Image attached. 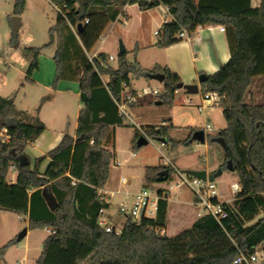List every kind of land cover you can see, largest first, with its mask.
I'll list each match as a JSON object with an SVG mask.
<instances>
[{
	"label": "trees",
	"instance_id": "trees-1",
	"mask_svg": "<svg viewBox=\"0 0 264 264\" xmlns=\"http://www.w3.org/2000/svg\"><path fill=\"white\" fill-rule=\"evenodd\" d=\"M47 1L57 8L55 21L48 30L47 44L25 49L31 61L24 78L30 81L38 70L41 51L55 45L52 88L61 81L78 83L81 108L75 134L65 129L58 145L35 159L31 168L24 149L45 126L36 116L17 110L13 98L0 97V135H4L0 140V211L28 216L29 230L46 227L53 231L43 241L36 264H231L239 251L264 249V97L251 92L261 79L259 88H264V0H258L257 8H252L251 0ZM127 5H136L139 11L167 8L172 21L162 24L156 34V47L161 49L178 42L183 29L187 33L205 26L225 29L229 60L200 83L202 94L220 96L225 128L216 137L225 142V161L231 162L239 186L232 200L222 204L227 217L220 224L205 215L173 237L161 234L167 221V197L162 190L157 191L154 217L143 218L138 224L127 218L119 234L106 233L97 224L99 211L108 208L98 194L109 179L113 159L107 147L114 146L115 128L131 127L116 105L124 88L132 77L149 79L151 73L163 74L157 101L170 107L181 83L167 68L147 72L136 62H128L127 52L118 53L115 68L104 53L89 62L86 52ZM24 7L25 0H13V15L19 17ZM16 36L12 33L11 44ZM102 77H107L106 83ZM144 128L150 139L181 143L169 138L170 125ZM193 132L190 130V135ZM141 136L135 129L132 150L138 149L136 142ZM190 138L184 144L190 145ZM10 170L17 174L14 183L7 181ZM163 170L168 171L169 179L172 170L156 166L145 168L143 181L157 183ZM43 188L55 197L53 212L41 196ZM15 241L2 246L0 253Z\"/></svg>",
	"mask_w": 264,
	"mask_h": 264
},
{
	"label": "rangeland",
	"instance_id": "rangeland-1",
	"mask_svg": "<svg viewBox=\"0 0 264 264\" xmlns=\"http://www.w3.org/2000/svg\"><path fill=\"white\" fill-rule=\"evenodd\" d=\"M12 11L13 0H0V97L13 98L16 109L26 112L29 116H36V110L39 108L38 117L46 126L44 133L46 139L52 138L65 129L69 134H72L76 126V112L79 105L78 96L73 91L57 92L53 89L52 82L54 74L50 80L49 89L45 87V83L49 79V70H51L53 64L52 57L55 52V45L49 46L41 51L38 58V69L39 65L41 69L40 73L37 75V70L32 75L37 82L32 81V78H30V81H26L24 78L31 61V55L25 52V49L39 48L48 43V30L54 24L56 12L45 0H25L24 10L19 16L21 21L16 34V42L15 44H11L10 40L13 32L10 26V15ZM129 14L132 15L133 20L128 27H123L119 24L115 26L107 25L101 35L102 39H105L104 44L102 45L100 42H97L92 50L87 52L86 55L88 58L92 56L93 51L99 46H103L106 53L116 56L119 52L120 43L126 51H131L134 49L137 41L141 42L144 38L148 39L150 37L155 39L153 32L156 31L155 23L159 20L157 11H153L151 18L154 21H151V23L149 19L144 17L140 24L136 11L133 9ZM128 59L134 60V56H131L129 53ZM108 63L111 67H116V60L112 62L108 60ZM103 80L106 81L107 77H103ZM143 82L141 78L133 79L134 88L139 89L141 93V100L145 98L142 96L144 92L140 90ZM262 82V79L256 82V85L251 89L253 96L264 97V88H259ZM59 84L57 86L63 88L64 85L59 86ZM65 84V86H69V82ZM150 84H152L151 89H154L153 87L156 86L155 83ZM150 94L146 97L151 98V101L145 107V112L152 113L156 111L160 114L159 120L166 118L168 107L165 105L156 107L154 105L156 101L155 97ZM180 94L185 97V101L182 105H176L177 98L175 99L176 107L170 116L177 128L170 133L171 140L180 141L190 136L189 131L183 129L187 125H195L198 129H202L208 124L210 130H205L204 143L196 144L192 142L191 145H186L182 141L179 145H174V143L171 145L170 143L166 146L158 140L150 139L147 145L132 150L130 143L135 130V124L138 121L135 119L132 111L129 110L128 114L134 124L131 127L119 129L116 134L115 144L118 156L115 163L118 162L120 165L116 166L115 163L112 165V174L116 182L112 183V185L116 184L115 187L113 186L115 188L114 190L123 189L131 193L136 192L140 187H146L155 191L162 190L163 196L167 197V194H169L170 200H172V206H174L173 202L175 199H179L181 203L183 202L186 205L185 202L192 203L193 197L186 188L175 187V182H172L174 176H171L166 182H157L148 185L143 181L144 170L147 167H156L157 165L163 167L162 163L158 164L160 160L161 162L166 159L169 161L175 160L174 166L180 169L196 164L204 165V160L210 166L219 163L220 166L224 167L222 174L214 180V183L218 198L222 201H229L234 195L231 193L230 187L233 184H237V176L225 168L226 161L223 149L217 143L210 142V139L216 137L218 132L225 127L220 108L219 106H212L198 110L195 104L200 100L199 94ZM187 99L192 100V105L188 104ZM141 128L144 131L145 128ZM0 140H4V135H0ZM24 153L33 162L35 152L31 147L27 146L24 149ZM132 153L135 154V157L131 156ZM112 163L113 160H111ZM217 170L219 169L216 168L215 171ZM122 176L130 178V185L122 186L118 183L117 186L118 178ZM119 200L118 196L110 199V214L114 212ZM148 211L151 212H148V215L154 217L155 211L152 206ZM122 220L120 216L116 223L117 230L121 229L120 222ZM24 221L22 217H16V215L9 212L0 213V247L7 239L17 237L22 232L26 227ZM184 229H186V226L180 225L178 227H172L170 225L167 235H177ZM45 234L46 231L42 228L31 231L27 237L26 242H29L30 249L34 253L38 250V244L42 241ZM19 244V250L22 251L25 241Z\"/></svg>",
	"mask_w": 264,
	"mask_h": 264
},
{
	"label": "crops",
	"instance_id": "crops-1",
	"mask_svg": "<svg viewBox=\"0 0 264 264\" xmlns=\"http://www.w3.org/2000/svg\"><path fill=\"white\" fill-rule=\"evenodd\" d=\"M45 1L55 10V12L57 11V8L55 6H53L47 0H45ZM251 6H252V8H257L259 6V1L258 0H251ZM132 9L134 11H136V15L139 19L140 24H141L144 17L149 19L150 23H151V21H154V19L151 18L153 15L152 14L153 11H157V15L159 16V20L156 21V23H155L156 31L153 32L155 39H153L151 37L148 39L144 38L143 40H141V42L137 41L134 49H132L131 51L125 50V52H127V57H126L127 61L130 63L136 62L142 70L147 71V72H152L155 68H160V69L167 68L170 72H172L173 74H175L179 77V79L183 85H197L199 88L198 94L200 95V97H199L200 100L198 103L195 104V106L197 107V109L198 108H200V109L206 108L207 106L205 104H203L201 101L202 93L200 91L199 77L201 75H205L207 77V76L214 74L215 72H217L220 69L221 66L226 64L227 61L229 60V57H230L229 48H228L225 33H220L218 31L219 26L197 27L192 33L186 32V36L184 38H178L179 39L178 42L174 43L173 45H171L167 48L161 49V48L156 47L157 38H156L155 32H158V30L162 24L169 23L172 21V18L167 13L166 8L163 6H158V7H155L153 9H150L147 11H139L136 5H127L122 9L121 14L117 17L116 21L113 23H110L109 25L115 26V25L119 24L123 27H128L133 20L132 15L129 14V12ZM10 16L11 17L14 16L13 12H11ZM98 42H100L103 45L105 42V39L104 38L102 39V37H100V40ZM99 53L106 54L108 56V60L110 57L113 58L112 61H115L116 57L118 55L117 54L116 56H113L109 53H106L103 49V46H99L98 48H96L95 51H93L92 56L96 57V55ZM129 53L131 56H134V60L128 59ZM86 54H87V52H86ZM112 61H109V62H112ZM40 70L41 69H40V65H39L37 75H39ZM54 71H55V66L53 63L51 70H49V79H47V81L45 83L46 84L45 87L48 89H49L50 80L54 74ZM31 78H32L31 79L32 81L37 82L36 79L33 78V76ZM139 78L143 79V81H144L143 84H141V86H140L141 87L140 90H142L144 92V94H142V96L145 97L143 100H141V93H140L139 89L134 88V84H133V79H139ZM101 79H102L103 83L107 82V80L106 81L103 80V77ZM66 82H69V84H68L69 86H65ZM62 83H64V84H62ZM150 83H155L156 86L153 87L154 89H151L152 84H150ZM60 85H64V86H63V88H60L57 86V89H55L57 92L73 91L74 94L76 96H78V101H79L78 83L76 81H62L59 84V86ZM147 90H150V91L158 90L160 92L161 91V84L157 83L155 81H152L150 79H144L143 77H132L130 79L129 85L124 88L122 95L123 96H126V95H133L134 96V102L130 105L129 110L132 111L133 115L135 116V119L138 121V123H136L137 125H139L140 127H143V128L149 127V126H167V125H170V126H172L171 130L169 131V138L171 139L170 133L174 129H176L177 127H176L172 117L170 116V114L171 115L173 114V109L176 107L175 106V99L176 98H177L176 105H182L184 103L185 97L183 95H181L180 93L185 94V92L183 90H176L175 91L173 102H172L171 106L168 107V114L166 115V118L159 120L160 114H158V112L154 111L152 113H147L144 110L145 107L147 106V104L150 103V101H151L150 100L151 98L150 99L146 98L147 96H149V93H150ZM154 97L156 100L154 102V105L156 107H161L162 106L161 104H159V105L156 104V102H158L157 101L158 100L157 99L158 94L154 95ZM189 100L192 103L191 99H187V102ZM80 108H81V105L79 103L78 109L76 112V121H77L78 111ZM200 109H198V110H200ZM19 111H22V110H19ZM220 111H221V109H220ZM36 117L39 119L38 113H37ZM121 128H123V127H121ZM121 128L117 127L114 130V146L113 147H107V150H109L113 155V159H112L113 163L110 165L109 179H108L106 185L104 186V189H102V191H104V192L113 191L115 189L114 187L116 184L112 185V183L115 182L114 181L115 177L112 174V168H113L112 165L116 162V159L118 156L115 141H116L117 131ZM183 129H187L189 131V133H190V130H194V132L197 130H202V131H204V134H205V127H203L202 129H198L195 125L190 124V125H187L186 127H184ZM75 130H76V126H75V128L71 134L72 136L75 134ZM45 131H46V126H45ZM45 131L33 143H30L27 145L28 147H31V149L35 152V155L33 157V162L30 161L29 156L27 154H25L29 159V163H30L31 168L33 167L35 159H37L41 156H44L47 152H49L50 150H52L54 147H56L58 145V143L60 142V140L62 138V134L64 132L63 131V132L57 133L52 138L46 139L44 136ZM190 136L186 137V139H188ZM186 139H182L180 141H175V142H182V141H185ZM165 145L167 146L168 144L165 143ZM176 145H179V144H176ZM166 160H168V159H166ZM169 162L174 166L175 160L169 161ZM203 162H204V165L203 164H196L194 166L183 167L184 169H180L176 166H174V167L177 168L178 170H180L181 172H183V171H202L203 170L208 175L215 173L216 168L220 169V167H221L219 163L216 165L210 166L208 163H206V161L203 160ZM159 163H162L161 160L158 162V164ZM46 164H47V161H45L41 165V167H40L41 172L45 169ZM16 175H17L16 172L14 170H11L8 177H7V181L9 183H14L16 180ZM119 179L120 178H118L117 186H118V183H120ZM230 200L229 201L220 200V201L225 202V203H229ZM174 202H173L174 206H172V200H170V196H169V194H167L166 228L161 231V234H164L167 237H173L171 235H167V231H168V228L170 227V225L172 227H176V226L178 227L180 225H183V226H186V229H188L192 225V223L197 218H199V217H197V209L193 207L192 203L185 202L186 205H184V203L183 202L181 203L179 199H177V200L175 199ZM4 212L5 211H0V213H4ZM12 214H14V213H12ZM14 215H16V214H14ZM16 217H22L23 220H25L24 222L26 223V227H25V228H27L26 236L23 238V240L20 241V242L25 241V244L23 246L24 248L22 251H20L19 250V246H20L19 243L20 242L15 241L14 244L8 246L4 250V252L0 253V264H36V261L38 260L40 253H41V250H42L43 241L49 235L47 232V229H49V228H46V227L43 228V229H45L46 234H45L44 238L42 239V241H40V243L38 244V250L34 253V251H32L30 249L31 248L30 244H29V242H26L27 241L26 239L29 236L30 232L35 231L36 229L29 230V228H28V225H29L28 216L16 215ZM119 217L120 216L115 217V219H114L115 225L118 222ZM122 219L123 220L120 222L121 226L125 220L124 218H122ZM175 229H177V228H175ZM186 229H184V230H186ZM14 239H16V237H11V238L7 239V241L3 245H1V247L4 246L6 243L14 240Z\"/></svg>",
	"mask_w": 264,
	"mask_h": 264
},
{
	"label": "built area",
	"instance_id": "built-area-1",
	"mask_svg": "<svg viewBox=\"0 0 264 264\" xmlns=\"http://www.w3.org/2000/svg\"><path fill=\"white\" fill-rule=\"evenodd\" d=\"M166 11H168L167 8ZM85 23H87V20ZM218 31L220 33H225L224 27L221 26L218 27ZM155 34H157V32H155ZM185 36L186 30L183 29L177 37L184 38ZM94 57L95 56L89 57V62H91ZM112 60L113 58L110 57L109 61ZM147 91L153 95L159 94L158 90ZM201 101L207 107L219 106L220 96L216 93H203L201 95ZM133 102V95H122L121 100L116 103L118 114L123 116L126 119V122L131 125L134 124V122L128 114V111L130 105ZM188 104H192L190 100L188 101ZM135 129L148 141L150 140V138L144 135V131L139 125L135 124ZM205 130H210L208 124L205 125ZM161 144L165 143L161 142ZM131 156L135 157V154L132 153ZM119 165L120 163H116V166ZM162 165L172 170L171 176H174L172 182H175L176 188L183 187L189 190L193 197L192 205L197 209V217L208 215L219 224L227 217V213L222 205L224 202H221L218 198L214 181L210 182L207 179L202 181L185 174L175 168L168 160L162 161ZM119 182L122 186H127L131 183L130 178L126 176L120 177ZM230 191L235 195L239 191V186L237 184L231 185ZM98 194L101 197V202L108 205V208H103L99 211L97 224L99 227L103 228L106 233L112 232L115 234L120 233V230H117L116 225L114 224V219L116 216H121L124 219L129 218L138 224L143 218H152L148 215V209L152 206L153 210L155 211L157 201L159 199L157 191L146 187H140L136 192L133 193L129 192L128 190L116 189L109 192L99 190ZM116 196H118L120 200L115 206L114 212L111 215L109 213L111 207L110 199L115 198ZM47 232L48 234H53V231L50 229H47ZM231 264H264V249L256 248L253 252L239 251L232 259Z\"/></svg>",
	"mask_w": 264,
	"mask_h": 264
},
{
	"label": "water",
	"instance_id": "water-1",
	"mask_svg": "<svg viewBox=\"0 0 264 264\" xmlns=\"http://www.w3.org/2000/svg\"><path fill=\"white\" fill-rule=\"evenodd\" d=\"M20 17L18 16H12L10 19V26H11V30L12 32L16 35L17 34V30L18 27L20 26ZM82 25L78 24L77 25V29L81 30ZM125 49L124 46L120 43L119 44V53H124ZM148 78L152 81H155L157 83H162L163 79H164V75L160 74V73H151L149 74ZM206 79L205 75H201L199 77V85L200 83H202L204 80ZM176 90H183L185 92V94L187 95H196L199 92V88L197 85H183L182 83L178 84L176 87ZM157 105L160 104V102H156ZM160 142L165 143V140H158ZM205 141V134L204 131L202 130H197L195 132L192 133L191 138H190V142H195V143H204ZM210 142L212 143H217L224 151V153L226 154L227 149H226V145L225 142L223 140V138L221 137H213L210 139ZM148 144V140L146 138H144L143 136L139 137L137 139L136 142V146L137 148H141L142 146H145ZM27 163V160L24 159V164ZM225 168L229 171L232 172L233 168H232V164L229 160L226 161L225 164ZM224 170V167L222 169L217 170L215 173L213 174H206L205 171H188L187 174L200 179L202 181H205L206 179L210 182H213L217 177H219L222 174V171ZM168 179V171L167 170H163L159 173V176L157 178L158 182H166ZM41 196L47 206V208L49 209V211L53 212L56 208V200L55 197L53 196V194L46 188H43L42 192H41ZM26 232H27V228H24L22 230V232L16 237V242H20L21 240H23V238L26 236ZM264 244V242H263Z\"/></svg>",
	"mask_w": 264,
	"mask_h": 264
}]
</instances>
